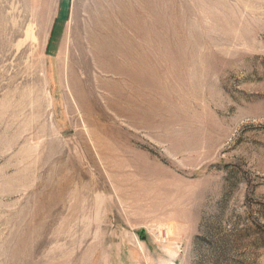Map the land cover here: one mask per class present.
Instances as JSON below:
<instances>
[{
	"label": "rangeland",
	"instance_id": "obj_1",
	"mask_svg": "<svg viewBox=\"0 0 264 264\" xmlns=\"http://www.w3.org/2000/svg\"><path fill=\"white\" fill-rule=\"evenodd\" d=\"M0 264H264V0H0Z\"/></svg>",
	"mask_w": 264,
	"mask_h": 264
},
{
	"label": "bare ground",
	"instance_id": "obj_2",
	"mask_svg": "<svg viewBox=\"0 0 264 264\" xmlns=\"http://www.w3.org/2000/svg\"><path fill=\"white\" fill-rule=\"evenodd\" d=\"M37 39V38H36ZM78 41V40H77ZM35 42V41H34ZM33 42V43H34ZM39 42H40V40H39ZM38 42V43H39ZM80 43V42H79ZM39 45V44H38ZM74 45H75V43H74ZM33 45H31V47H32ZM30 47V48H31ZM34 49H36V48H34ZM78 49H79V51H80V56H79V61L78 62H76V63H73L75 60V58H72L71 56V58L74 60H72L73 62H71L70 64L71 65H69L68 67L67 66H65L64 65V67H63V70L62 71H64L65 69L67 70V84H68V86H69V89H72V91H73V94L75 95H77V97H83V95L82 96H80L81 95V93L79 92V90H78V87L80 86V87H83L82 85L84 84V82L87 80V75L85 76V77H82V75H80L79 77H78V75H77V69H80V71H81V74H82V72H83V74L85 75V73H87V71H88V69H90L89 67H88V61L85 59V51H84V47H83V45H81V44H79V46H78ZM41 52V43H40V45H39V47H38V50L36 51V54H38V53H40ZM71 54H73V53H71ZM79 54V53H78ZM94 54H96L95 52H94ZM93 54V55H94ZM74 55V54H73ZM72 55V56H73ZM31 56V55H30ZM74 56H76V54L74 55ZM95 57V56H94ZM77 59V58H76ZM94 59H96V58H94ZM68 64V63H67ZM42 66V65H41ZM37 69V68H36ZM80 71H79V73H80ZM33 73V72H32ZM31 73V74H32ZM36 75V74H35ZM63 76H64V74H63ZM42 80V79H41ZM89 80V79H88ZM65 83H66V81H65ZM87 83V82H86ZM83 88H85V87H83ZM68 89V90H69ZM81 89V88H80ZM84 90H87V89H84ZM81 91V90H80ZM84 92V91H83ZM70 93V92H69ZM85 93V92H84ZM89 94V93H88ZM71 95V94H70ZM86 95V94H85ZM77 97H75V99L77 100L78 98ZM86 97H87V95H86ZM88 98V97H87ZM68 99V98H67ZM80 99H82V98H80ZM70 101V100H69ZM69 101H68V103H69ZM74 101V100H73ZM72 102V101H71ZM70 102V103H71ZM75 102V101H74ZM82 103H84L83 102V100H82ZM79 103H78V101H77V105H78ZM81 106V105H80ZM77 108H81V107H77Z\"/></svg>",
	"mask_w": 264,
	"mask_h": 264
}]
</instances>
